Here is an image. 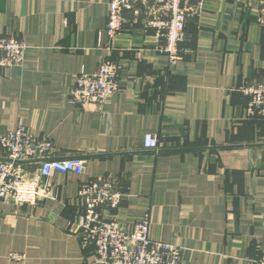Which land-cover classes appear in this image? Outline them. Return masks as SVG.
Here are the masks:
<instances>
[{
	"label": "crops",
	"instance_id": "1",
	"mask_svg": "<svg viewBox=\"0 0 264 264\" xmlns=\"http://www.w3.org/2000/svg\"><path fill=\"white\" fill-rule=\"evenodd\" d=\"M198 1L171 64L141 23L128 19L109 39V0H0V34L27 45L20 66L0 70V133L22 124L51 141V157L84 160L81 172H54L36 205L0 202V264H94L79 242L77 191L103 177L122 193L107 216L147 217L149 237L180 246L181 264L261 256L264 114L244 116L240 87L264 81V0ZM103 61L122 66L119 91L75 106L69 87ZM145 133L157 149L142 146ZM37 167L28 164V176Z\"/></svg>",
	"mask_w": 264,
	"mask_h": 264
},
{
	"label": "built area",
	"instance_id": "2",
	"mask_svg": "<svg viewBox=\"0 0 264 264\" xmlns=\"http://www.w3.org/2000/svg\"><path fill=\"white\" fill-rule=\"evenodd\" d=\"M202 9L200 1L191 0H109L105 31L114 39L128 19L152 28L159 40L155 47L173 64L182 58L185 24L189 17ZM257 21L264 26V3L258 10ZM161 41V42H160ZM27 45L15 36L0 34V70L22 64ZM122 66L103 61L92 73H79L68 89L70 101L75 106L94 103L101 106L119 91L118 74ZM248 102L244 109L247 118L264 114V81L240 87ZM145 149H157L154 134L142 138ZM0 202L13 205H36L40 194L48 190L47 180L54 172H81L84 160L77 157L63 159L49 155L51 141L35 138L22 124L0 133ZM37 162L32 176L27 165ZM47 183V184H46ZM77 198L82 210L77 215L79 242L83 250L91 249L94 264H181L182 249L148 235V219L122 221L107 216L108 210L119 207L122 193L111 177L91 178L81 181ZM11 260L20 261L24 255L9 254ZM252 264H264V252Z\"/></svg>",
	"mask_w": 264,
	"mask_h": 264
},
{
	"label": "trees",
	"instance_id": "3",
	"mask_svg": "<svg viewBox=\"0 0 264 264\" xmlns=\"http://www.w3.org/2000/svg\"><path fill=\"white\" fill-rule=\"evenodd\" d=\"M252 118H255V117H252Z\"/></svg>",
	"mask_w": 264,
	"mask_h": 264
}]
</instances>
